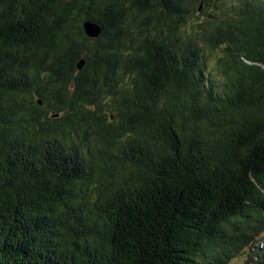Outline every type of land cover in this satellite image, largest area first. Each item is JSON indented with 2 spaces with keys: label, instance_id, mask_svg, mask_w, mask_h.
I'll use <instances>...</instances> for the list:
<instances>
[{
  "label": "trees",
  "instance_id": "1",
  "mask_svg": "<svg viewBox=\"0 0 264 264\" xmlns=\"http://www.w3.org/2000/svg\"><path fill=\"white\" fill-rule=\"evenodd\" d=\"M0 264H264V0H0Z\"/></svg>",
  "mask_w": 264,
  "mask_h": 264
},
{
  "label": "water",
  "instance_id": "2",
  "mask_svg": "<svg viewBox=\"0 0 264 264\" xmlns=\"http://www.w3.org/2000/svg\"><path fill=\"white\" fill-rule=\"evenodd\" d=\"M83 27L86 35H88L91 38L99 37V35L102 32V27L100 26V24L91 20L85 21ZM84 64H85V59L84 58L80 59V61L78 62V68L81 69L84 66ZM39 102L42 103L41 100H39Z\"/></svg>",
  "mask_w": 264,
  "mask_h": 264
},
{
  "label": "rangeland",
  "instance_id": "3",
  "mask_svg": "<svg viewBox=\"0 0 264 264\" xmlns=\"http://www.w3.org/2000/svg\"><path fill=\"white\" fill-rule=\"evenodd\" d=\"M213 62V61H212ZM236 262H238V261H236Z\"/></svg>",
  "mask_w": 264,
  "mask_h": 264
}]
</instances>
